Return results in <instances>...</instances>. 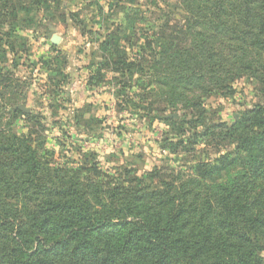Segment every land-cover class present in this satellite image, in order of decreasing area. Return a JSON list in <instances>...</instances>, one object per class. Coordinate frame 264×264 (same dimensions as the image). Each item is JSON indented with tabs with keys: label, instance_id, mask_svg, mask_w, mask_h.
<instances>
[{
	"label": "rangeland",
	"instance_id": "1",
	"mask_svg": "<svg viewBox=\"0 0 264 264\" xmlns=\"http://www.w3.org/2000/svg\"><path fill=\"white\" fill-rule=\"evenodd\" d=\"M108 1L80 10L68 0L39 4L52 12L65 6L75 17L46 19V28L79 31L45 56L31 52L22 34L27 20L0 17V142L15 135L41 154L42 147L64 182L77 179L88 194L91 184L95 194L123 191L131 200L163 183L210 193L208 184L238 170L222 160L237 158L230 127L243 110L264 109L261 86L245 74L217 87L201 74L181 84L176 52L189 34L182 1ZM201 164L218 174L199 187Z\"/></svg>",
	"mask_w": 264,
	"mask_h": 264
},
{
	"label": "trees",
	"instance_id": "2",
	"mask_svg": "<svg viewBox=\"0 0 264 264\" xmlns=\"http://www.w3.org/2000/svg\"><path fill=\"white\" fill-rule=\"evenodd\" d=\"M23 1L0 0V17L17 20ZM181 1L189 34L176 52L180 83L201 74L217 87L245 74L264 92V0ZM230 132L237 158L222 160L238 170L210 193L163 183L131 200L91 184L94 194L81 192L42 147L11 135L0 142V264H264V109L243 110ZM198 168L199 187L218 174Z\"/></svg>",
	"mask_w": 264,
	"mask_h": 264
},
{
	"label": "crops",
	"instance_id": "3",
	"mask_svg": "<svg viewBox=\"0 0 264 264\" xmlns=\"http://www.w3.org/2000/svg\"><path fill=\"white\" fill-rule=\"evenodd\" d=\"M47 0H42V2H46ZM60 1V0H59ZM91 1H98L99 3L103 4H107L109 1L108 0H68V4H70V6L72 5L71 2L74 3H81L82 6L78 5L79 8H76V10H80V7H85V4L91 3ZM24 6H21L20 8H17L16 12H15V18L17 20H19V22H21L20 20H27L26 21V25L24 26V28H22L21 32L24 36L28 37V46L31 50V52L33 51H38V56H40L41 54L39 53H43V55L45 56L47 53L50 55L51 54H58L59 50H63L68 46L67 42H69L71 44V42L69 40H71V35H77L78 34V29L76 27H72L69 26L67 23L66 26L63 27H58L56 29V31H52V27H48L46 28L45 20H51V19H67L70 20V13L66 11L67 7H63V10H61L60 12H52L50 9L46 8H42V7H38L35 6L33 4V0H24L23 1ZM41 2V3H42ZM92 2V4L94 3ZM84 5V6H83ZM72 8H74L72 6ZM70 8V9H72ZM37 20H42L43 24H41L40 22H38L37 25ZM18 28V26H17ZM15 28V29H17ZM52 35H55L59 38V43L57 45H53L51 43V39L50 37ZM36 55V54H35ZM32 55L34 57V59H36V56ZM42 55V56H43ZM37 56V57H38Z\"/></svg>",
	"mask_w": 264,
	"mask_h": 264
},
{
	"label": "water",
	"instance_id": "4",
	"mask_svg": "<svg viewBox=\"0 0 264 264\" xmlns=\"http://www.w3.org/2000/svg\"><path fill=\"white\" fill-rule=\"evenodd\" d=\"M50 39H51V43L53 44V45H57L58 43H59V38L57 37V36H55V35H52L51 37H50ZM22 109V108H21ZM26 111V110H25Z\"/></svg>",
	"mask_w": 264,
	"mask_h": 264
}]
</instances>
